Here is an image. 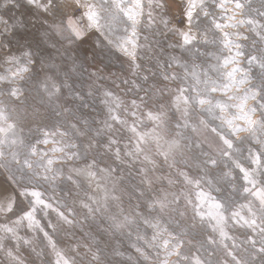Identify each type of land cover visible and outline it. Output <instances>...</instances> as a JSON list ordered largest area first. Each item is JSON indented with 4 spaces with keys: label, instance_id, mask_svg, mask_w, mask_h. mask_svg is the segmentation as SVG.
Returning a JSON list of instances; mask_svg holds the SVG:
<instances>
[{
    "label": "rangeland",
    "instance_id": "rangeland-1",
    "mask_svg": "<svg viewBox=\"0 0 264 264\" xmlns=\"http://www.w3.org/2000/svg\"><path fill=\"white\" fill-rule=\"evenodd\" d=\"M68 2L0 0V74L10 57L24 63L25 50L36 61L23 79L0 82V189L17 201L6 213L0 198V264H14L9 249L19 264L54 259L38 228L14 222L32 207L23 190L52 206L37 207L35 218L71 264H264V72L249 63L264 61V0H175L165 9L160 0H135V70L94 31L75 43L59 38L57 5ZM186 10L195 12L190 28ZM181 31L195 36L190 45ZM237 65L251 83L226 87ZM45 79L60 88L56 96L39 86ZM13 86L22 89L19 99L6 93ZM250 88H261L260 103L249 99L250 118L229 127L237 109L216 105H234ZM44 131L65 151L37 143ZM43 152L61 161L48 180Z\"/></svg>",
    "mask_w": 264,
    "mask_h": 264
},
{
    "label": "snow or ice",
    "instance_id": "snow-or-ice-1",
    "mask_svg": "<svg viewBox=\"0 0 264 264\" xmlns=\"http://www.w3.org/2000/svg\"><path fill=\"white\" fill-rule=\"evenodd\" d=\"M29 2L31 3L32 0H29ZM126 4L127 0H111V3H109V0H102V2L101 0H85V2H81V0H70V2L68 3H58L57 8L59 13H61L62 24L57 30V34L59 38L64 41H68L69 43H75L77 41L85 40L88 34L94 31L100 36H102L109 45L116 47L118 51H120L123 55L130 59L133 63L134 70L138 69L139 64L136 62V58L140 45L137 25L140 23V21L134 15H132V9L135 7V0L132 5L126 7ZM174 5L175 0H168L167 6L164 3V0H160L158 7L161 9H165L166 7H172ZM49 7H52L51 3H49L47 6L41 7V11L47 12ZM121 14L123 15L121 16ZM206 14L207 13L205 12V15ZM151 15L152 14L149 13L150 17ZM194 15V11L186 10L183 16V25L190 28L191 20ZM101 19H105V22L103 24H101L100 22ZM125 19L128 20L132 25L130 31L124 25ZM163 20L164 23L167 24V18L165 17L163 18ZM85 21L87 22V27L86 29H81L79 27V24ZM151 24L152 20L150 19L149 26H151ZM120 29H123V31L128 34L126 36H117L116 41L114 42L111 37L115 35V33ZM65 33H67V35H65ZM194 39L195 36L190 37L189 33L181 31V42L183 45H190ZM22 56L25 59L24 63L20 62L21 57L19 56L8 58L7 62L10 67L5 70L7 73L6 75L0 74V82H7L9 84H13L14 81H16L17 79H23L27 73L32 71L31 66L34 65L36 61L32 58L31 50H25ZM175 59L176 58H173V60ZM252 62H255L257 66L261 69V71L264 72V61H261L257 57L253 56L250 58L249 63ZM12 65H14V67H12ZM237 73H239L242 77L239 80L236 79ZM228 77L229 85H227L226 87H230L231 85L235 84L244 85L251 83L250 74L244 69L239 68L238 65L228 73ZM173 79H175V76H173ZM39 86L49 98L56 96L60 92V88L57 86V84L55 82L50 83L49 79L42 80ZM261 88H264V85H262ZM261 88H250L248 92L245 93V95L237 98L238 102L234 105H223L219 103L216 105V107L221 108V111H226L228 107H235L237 109L238 115L234 117L233 120L226 121L229 127H233V122L235 119L250 118L251 114L244 111V105L249 99L257 100V98L262 94ZM6 93L12 96V98L14 99H19L20 95H22V89L13 86L10 89H7ZM105 95H109V93L106 92ZM257 102L260 103L258 100ZM199 103L203 105L204 103H206V101L200 99ZM207 103L211 104L210 101H207ZM260 109L264 111V103H260ZM255 112L256 109L253 108L251 110V113ZM9 128L14 129L15 125L10 124ZM233 130L234 132H239L243 131L244 129L235 127ZM0 131H3V129H0ZM55 135V133L44 131V138L40 141H37V143H42L45 146H47L48 144H53V148L51 149L52 153L64 152L65 147H67L68 145L57 146V142L53 138ZM60 135L64 136L67 135V133L60 132ZM221 139L224 141L225 144L228 145L229 148L232 147L230 141H228L224 137H221ZM30 151L33 156L37 155V149L35 146H32ZM73 155L78 156V153H73ZM40 156L41 159L47 157L45 166L42 169L44 173L42 178L44 180H48L50 178L48 174L53 173L55 171L54 165L60 163L61 161L57 159L54 155L49 156V152H43L40 154ZM69 159H71V156L69 157ZM26 166L31 168L32 165L26 162ZM55 178V176L52 177V179ZM245 191H248V189H245ZM21 195L33 198L32 207L18 215L15 218L14 222L19 224L21 223V221H27L30 230L38 228L44 234V237L47 240L48 245L52 249L54 255V259L52 260L51 264H71V262L66 257H64L63 253L58 251L55 241L48 235L47 232L44 231L43 227L40 225V221L35 218V211L37 207L42 206L45 208H51L52 206L50 204H47L44 200L38 199L41 194L36 192L35 190H23L21 192ZM0 198L4 199L5 201L3 207L6 213L15 210L17 203L15 195L0 189ZM83 206L88 207L87 205ZM52 210L56 211L55 208H53ZM89 211H91V209H89ZM57 214L59 215L61 220L67 219L62 212H58ZM45 215H47V213H45ZM70 215H73V213H70ZM67 223L72 224L73 221L67 220ZM4 227L9 233L12 232V229L9 228L7 225H5ZM49 227L54 228L51 223L49 224ZM117 227H119V225H117ZM262 231H264V229H262ZM24 242L25 244L29 243L28 240H25ZM137 251L140 250L137 249ZM260 251L264 252V248H261ZM6 254L12 261H14V264H19L20 258L17 257L10 249L7 251ZM94 258L98 259V257Z\"/></svg>",
    "mask_w": 264,
    "mask_h": 264
}]
</instances>
